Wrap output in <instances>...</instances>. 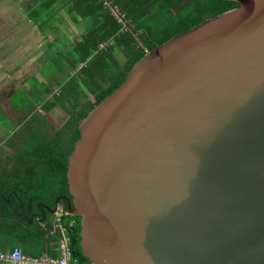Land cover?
Returning <instances> with one entry per match:
<instances>
[{"label": "water", "instance_id": "1", "mask_svg": "<svg viewBox=\"0 0 264 264\" xmlns=\"http://www.w3.org/2000/svg\"><path fill=\"white\" fill-rule=\"evenodd\" d=\"M236 1L80 121L65 212L92 264H264V0Z\"/></svg>", "mask_w": 264, "mask_h": 264}, {"label": "trees", "instance_id": "2", "mask_svg": "<svg viewBox=\"0 0 264 264\" xmlns=\"http://www.w3.org/2000/svg\"><path fill=\"white\" fill-rule=\"evenodd\" d=\"M111 1L123 21L103 0H31L30 16L35 23L48 24L63 7L73 22L85 23L81 37L70 40L67 50L59 49L52 59L57 92L41 98L52 89L34 76L42 88L33 85L31 106H25L32 114L25 126H12L0 108V242L10 239L31 255H58L61 232L51 211L58 204H64L66 211L64 198H71L68 158L80 136L82 118L125 81L147 50L239 6L236 0ZM56 105L68 114L59 128H53L45 116ZM2 114L7 123L2 122ZM48 127L52 129L49 135L43 131ZM71 216L65 224L73 256L77 264H92L81 250V218Z\"/></svg>", "mask_w": 264, "mask_h": 264}, {"label": "crops", "instance_id": "3", "mask_svg": "<svg viewBox=\"0 0 264 264\" xmlns=\"http://www.w3.org/2000/svg\"><path fill=\"white\" fill-rule=\"evenodd\" d=\"M30 11L31 0L26 2L23 0H0V107L2 106L1 102L4 105L9 100L7 105L16 107V114L21 123L31 119V111L26 109L27 103L15 106L12 100L13 94L21 91L24 97L30 101L28 107L31 106L33 90L31 76H35L36 72H39L43 78L38 81L48 85L44 78L46 75L56 78V73L51 65L56 53L59 52V49L66 51L69 41L79 39L85 31L84 21L79 24L73 22L64 7L48 24L43 25L31 20ZM68 26H72L76 30L73 31L74 36L72 37L61 33V27ZM76 34L77 36H75ZM54 43L58 45H54ZM43 65L50 68L45 75L40 71ZM31 68L37 71L32 72ZM11 86L13 87L10 88ZM20 139V136H17L15 140L19 146L22 144ZM4 142L3 139L1 145ZM2 241L4 242H0L1 250H10L15 246L14 241L10 239Z\"/></svg>", "mask_w": 264, "mask_h": 264}, {"label": "built area", "instance_id": "4", "mask_svg": "<svg viewBox=\"0 0 264 264\" xmlns=\"http://www.w3.org/2000/svg\"><path fill=\"white\" fill-rule=\"evenodd\" d=\"M104 5L110 8L119 21H123V14L120 13L116 5L111 0H103ZM104 44H101V47ZM82 65V64H81ZM65 210L57 209L54 214V224L60 229L61 236L57 244V256L47 253L42 255H31L26 253L22 247L15 246L10 250L0 249V264H77L70 246V237L67 233V226L63 223Z\"/></svg>", "mask_w": 264, "mask_h": 264}, {"label": "rangeland", "instance_id": "5", "mask_svg": "<svg viewBox=\"0 0 264 264\" xmlns=\"http://www.w3.org/2000/svg\"><path fill=\"white\" fill-rule=\"evenodd\" d=\"M80 29H82L81 27H80ZM79 29V30H80ZM75 30V28L74 27H72V26H68V27H66V28H64V27H61V33L63 34H66V35H68L69 37H72V36H74L73 35V31ZM76 31V30H75ZM43 33H45L44 31H43ZM39 34V33H38ZM46 34V33H45ZM75 36H77V34L75 35ZM65 39H67L66 37H64ZM68 40V39H67ZM54 45H58L57 43H54ZM66 49H67V46H66ZM36 66V65H35ZM31 69H33V71L32 72H35V71H37V70H34V68H31ZM49 67L48 66H46V65H43L41 68H40V71H41V73L42 74H46L48 71H49ZM35 77L37 78V79H39V80H42V78H43V75H41V74H39V72H36V74H35ZM35 77H34V75L33 76H31V85H36V86H38L39 88H42V84H40V82H35ZM45 79H46V81L48 82V85L50 86V88L52 89L51 91V93H48V94H44L43 96H41V98L42 97H46V96H49V95H51L52 93H55V92H57V90H58V86L56 85V80H55V78H53L52 76H47L46 75V77H44ZM42 83V82H41ZM13 86H11L10 88H12ZM12 98L14 99L13 101H14V105L15 106H17L16 104H18V105H22V104H26L27 103V105H29V99L28 98H26V97H24V95H23V93L21 92V91H19V92H15L14 94H13V96H12ZM41 98H39V99H41ZM10 101L8 100L7 101V103H9ZM7 103L6 104H4L3 105V103L1 102V104H2V106L0 107L1 109L3 108L4 110H5V112L3 111V109H2V111L7 115V117L9 118L10 117V119L11 120H13V123H12V126H14L15 127V123H14V121H16L17 119H18V117H17V109H16V107H14V106H8L7 105ZM35 104V103H34ZM36 105V104H35ZM37 108H39V106L37 105L36 106ZM28 111V110H27ZM27 113V112H26ZM32 114V113H31ZM24 116V115H23ZM45 116L47 117V119H48V121H49V123H50V125L53 127V128H59L60 127V125H62V123H64V121H65V119L67 118V116H68V114L66 113V111H65V108L62 106V105H56L50 112H47L46 114H45ZM7 117L6 116H4L3 114H2V116H1V119H3L2 120V122L3 123H5L8 119H7ZM8 122V121H7ZM6 122V123H7ZM14 127H12V129L14 128ZM43 131H44V134H47V135H49V134H51L52 133V129L50 128V127H48V128H45V129H43ZM65 217H63V222L64 223H68V222H70L71 221V219L73 218L71 215H68V214H65L64 215Z\"/></svg>", "mask_w": 264, "mask_h": 264}, {"label": "flooded vegetation", "instance_id": "6", "mask_svg": "<svg viewBox=\"0 0 264 264\" xmlns=\"http://www.w3.org/2000/svg\"><path fill=\"white\" fill-rule=\"evenodd\" d=\"M4 112H5V110H4ZM12 122H13V120H12ZM14 123L16 124L15 127H17V128H22V127L25 126V125H24L25 122H22V123H21V122L19 121V119H17L16 121H14Z\"/></svg>", "mask_w": 264, "mask_h": 264}]
</instances>
